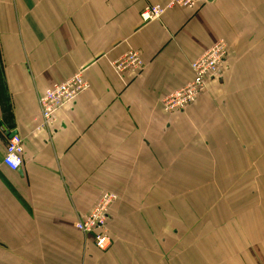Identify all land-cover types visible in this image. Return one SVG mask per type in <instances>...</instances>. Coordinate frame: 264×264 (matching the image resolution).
<instances>
[{
    "label": "crops",
    "instance_id": "1",
    "mask_svg": "<svg viewBox=\"0 0 264 264\" xmlns=\"http://www.w3.org/2000/svg\"><path fill=\"white\" fill-rule=\"evenodd\" d=\"M0 0V264H264V0ZM228 57L186 111L163 96L218 40ZM144 66L119 75L129 51ZM90 88L40 129L39 97ZM24 163H3L8 139ZM104 191L112 247L76 223Z\"/></svg>",
    "mask_w": 264,
    "mask_h": 264
},
{
    "label": "built area",
    "instance_id": "2",
    "mask_svg": "<svg viewBox=\"0 0 264 264\" xmlns=\"http://www.w3.org/2000/svg\"><path fill=\"white\" fill-rule=\"evenodd\" d=\"M198 0H171L166 6L155 5L147 7L141 13L143 22L150 23L162 18L170 9L181 7L194 9ZM228 57V44L220 39L206 50L192 64L193 79L183 87L163 96L161 107L168 114L182 113L193 106L207 88L208 80L218 74ZM144 66L141 55L137 51H129L123 57L113 62V68L119 75L128 72H138ZM90 88L82 68L75 75L63 82L49 86L39 97V109L42 117L40 129H51L56 121V114L65 106L73 104ZM12 157L13 159H9ZM19 160V164H15ZM4 165L13 172L19 171L24 163V140L16 134L8 139ZM118 195L104 191L93 206L91 212L76 223V229L90 235L96 248L102 252L108 251L113 244L109 231L110 212L117 202Z\"/></svg>",
    "mask_w": 264,
    "mask_h": 264
},
{
    "label": "clouds",
    "instance_id": "3",
    "mask_svg": "<svg viewBox=\"0 0 264 264\" xmlns=\"http://www.w3.org/2000/svg\"><path fill=\"white\" fill-rule=\"evenodd\" d=\"M9 159H13V158L9 157ZM15 164H19V160H15Z\"/></svg>",
    "mask_w": 264,
    "mask_h": 264
},
{
    "label": "water",
    "instance_id": "4",
    "mask_svg": "<svg viewBox=\"0 0 264 264\" xmlns=\"http://www.w3.org/2000/svg\"><path fill=\"white\" fill-rule=\"evenodd\" d=\"M16 134H17L16 132L12 133L9 138H11L12 136H14Z\"/></svg>",
    "mask_w": 264,
    "mask_h": 264
}]
</instances>
